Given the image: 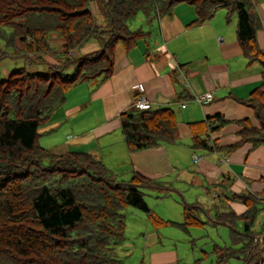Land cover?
Instances as JSON below:
<instances>
[{
	"label": "trees",
	"instance_id": "16d2710c",
	"mask_svg": "<svg viewBox=\"0 0 264 264\" xmlns=\"http://www.w3.org/2000/svg\"><path fill=\"white\" fill-rule=\"evenodd\" d=\"M93 0H0V64L23 60L8 77H0V264H125L119 253L127 240L129 208L144 212L155 228L178 226L184 230L206 225L228 227L232 244L215 246L216 264L232 257L244 264H263L256 227L264 210V199L252 193L226 194L247 210L218 211L211 217L199 205L184 202L182 223L165 220L146 199V190L166 192L168 187L138 172L129 180L115 175L92 153L55 155L40 143L39 128L62 106L67 94L85 82L101 84L115 71L118 44L127 51L139 40L149 45L152 32L131 24L142 16L148 21L168 15L183 2L195 6L197 23L210 20L219 9L237 16V34L250 63L263 66V83L242 101L255 112L242 125L240 141L264 145V50L257 34L262 27L252 0H97L103 21L91 9ZM62 41V49L52 45ZM100 44L97 52L80 57L75 52L91 40ZM54 55L59 64L47 63V71L28 66L46 63ZM121 128L128 149L143 151L179 140L176 112L160 109H129L121 116ZM230 121L221 115L189 123L193 147L212 150L208 140L215 121ZM219 186V184L217 185ZM207 213L209 219H203Z\"/></svg>",
	"mask_w": 264,
	"mask_h": 264
},
{
	"label": "crops",
	"instance_id": "0c3cea01",
	"mask_svg": "<svg viewBox=\"0 0 264 264\" xmlns=\"http://www.w3.org/2000/svg\"><path fill=\"white\" fill-rule=\"evenodd\" d=\"M252 3L262 22L257 39L264 50V0ZM91 9L102 22L97 0L91 2ZM228 13L225 8L219 9L210 20L198 24L195 6L183 2L171 14L148 21L147 30L152 32L149 45L139 40L127 51L123 44H118L112 77L101 84L85 82L70 90L65 103L39 128L41 145L55 155L92 153L121 179L129 180L138 172L168 187L166 192L145 191L150 207L165 220L182 223L184 202L203 207L211 217L228 209L243 214L247 206L226 200V194L248 192L264 199V145L253 148L244 144L232 152L227 147L241 139L243 127L239 121L251 119L257 123L254 110L242 101L262 85L263 66L246 58L238 39L237 16ZM55 39L53 47L62 49V41ZM99 49L100 44L93 39L75 56ZM45 59L46 63L28 68L46 72L47 63L60 62L54 55ZM17 61L0 64L2 78L9 76ZM137 85L144 87L152 109L169 107L176 112L177 143L138 152L128 149L120 116L135 108ZM206 93H213L214 101L199 104L196 97ZM216 115L230 122L213 123V127H219L210 132L214 149L194 148L189 123ZM195 155L202 159L194 162ZM138 212L142 211H133L128 218L126 229L130 241L136 239L142 246V253L136 255L133 264L205 263L209 252L202 250L203 257L194 253L191 259L187 251L181 252L171 241L203 237L208 225L188 230L178 226L157 229L144 212ZM224 245L214 244L213 249ZM123 253L126 261L135 255L129 247Z\"/></svg>",
	"mask_w": 264,
	"mask_h": 264
},
{
	"label": "rangeland",
	"instance_id": "374dc122",
	"mask_svg": "<svg viewBox=\"0 0 264 264\" xmlns=\"http://www.w3.org/2000/svg\"><path fill=\"white\" fill-rule=\"evenodd\" d=\"M131 26H132V28L143 27L144 29H148V20L146 18H143L142 16H140V17H138V19H136L134 22H132ZM55 40L56 39L53 38V40H52L53 44L56 43V42H54ZM4 47H5L4 43L0 41V48H4ZM4 62H6V60ZM24 64L25 63L23 61L18 60L17 63L14 64V66L16 68V67L24 66ZM3 76H4V74L0 73V77L2 78ZM133 211L136 212L137 210L134 208H129L126 211L127 220H128V218L131 219V217L133 215ZM138 213H142V212H138ZM207 213H209V212H207ZM207 213L201 214L203 219H208ZM209 215H210V213H209ZM263 223H264V210L258 215V219H257L255 228L260 229V227ZM204 231H205L204 232L205 236H203V237H195L194 240H190V241H187L186 238L185 239L178 238V239L171 241V244L174 247L178 248L181 252L187 251L191 255V259L193 258L194 253H196L197 256L200 254V257H203L205 255V253L203 251H207V252H209L208 258L204 259L203 262H205L204 264H212V262H214V261L216 262V260L217 261L219 260L218 259L219 254L217 253V251H215L213 249L214 244L220 243L222 245H224V244H230L231 245L232 239H231L228 227H226L224 225H219V226L208 225L207 228L204 229ZM207 232L210 233L208 236H207ZM130 240L131 239H129V237H127V240L124 242V244L119 249V253L122 256V258L125 260L124 261L125 264H133L136 261V259H135L136 255L139 252H140V255L142 253V251H141L142 246L138 242V240H136V239H134L132 241H130ZM126 247H129V249H131V251L135 253L133 258H131L127 261H126L127 257L123 253L125 251ZM263 256H264V254L262 253L260 256L257 257V259L259 261H261L264 258ZM229 261L232 264L233 263L234 264H244V261L238 257H232ZM263 264H264V261H263Z\"/></svg>",
	"mask_w": 264,
	"mask_h": 264
},
{
	"label": "built area",
	"instance_id": "2783aa9c",
	"mask_svg": "<svg viewBox=\"0 0 264 264\" xmlns=\"http://www.w3.org/2000/svg\"><path fill=\"white\" fill-rule=\"evenodd\" d=\"M135 89L139 91V93L136 94L135 100H134V106L136 107V109H139V110L150 109L151 104L145 94L144 87L142 85H137L135 86ZM214 99L215 97L213 93H206V94H202L196 97V101L201 105L209 104L213 102ZM208 143L210 147H215V143L211 138H209ZM201 159L202 157L199 155L194 156V162H199ZM256 243L258 244L259 251L264 252V233H261L256 237Z\"/></svg>",
	"mask_w": 264,
	"mask_h": 264
}]
</instances>
